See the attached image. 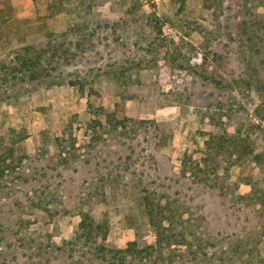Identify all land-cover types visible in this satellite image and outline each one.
I'll return each instance as SVG.
<instances>
[{"label":"rangeland","instance_id":"1","mask_svg":"<svg viewBox=\"0 0 264 264\" xmlns=\"http://www.w3.org/2000/svg\"><path fill=\"white\" fill-rule=\"evenodd\" d=\"M53 1L0 0V62L15 60L20 46L37 44L41 27L44 34H60L82 23L70 14L79 0H66L65 7ZM97 1L100 36L87 39L73 31L56 39L54 76L0 91V142L8 121L23 138L6 141L15 148L13 162L26 160L24 174L1 188L11 202L0 194V207L14 214L11 222L20 230L11 245L0 246V264H111L96 252L121 254L129 239L140 247L156 245L149 250L152 259L143 258L148 264L182 263L190 244L200 249V264H264L256 206L235 204L238 195L249 201L264 190V162L253 160L264 152V1L227 0L221 14L202 0L184 6L181 0ZM109 20L115 30L107 28ZM16 32L21 39L13 41L9 35ZM40 46L33 45L30 54L40 53ZM70 74L74 83L64 78ZM122 120L139 126L135 138L124 133ZM221 134L237 141L249 135L250 143L234 160L221 155L213 160L217 167H205L207 141ZM134 145L139 158L155 155L150 188L167 205L158 210L177 215L173 223L163 221L166 232L175 234H167L169 241L160 239V219L149 213L146 191L132 177L106 178L93 198L82 191H89L95 174L84 167L92 152L105 148L119 157ZM47 163L59 168H53L62 180L56 195L65 202L58 206L38 201L43 178L35 175ZM235 207L249 209L244 213L254 220L246 224L248 217ZM85 216L103 226L92 229L96 241L84 240ZM196 235L206 242L200 245ZM46 237L77 238L78 246L38 255L34 246ZM239 243L243 248L232 247Z\"/></svg>","mask_w":264,"mask_h":264},{"label":"trees","instance_id":"2","mask_svg":"<svg viewBox=\"0 0 264 264\" xmlns=\"http://www.w3.org/2000/svg\"><path fill=\"white\" fill-rule=\"evenodd\" d=\"M38 1V0H34ZM65 1L66 0H54L53 4L59 3V7H65ZM122 2H125V0H121ZM187 0H181L182 6L186 4ZM203 4L207 8H215L218 10V13L221 14L224 11L222 9L226 10L225 3L227 0H202ZM253 1V0H251ZM264 1V0H262ZM81 2L79 5L76 6L75 9L70 11L71 15H76L77 17L82 18V23L76 22L71 23L73 26H69L68 30H66L63 33H56L55 31H51L49 34L44 30L46 27H41L39 31L38 37H48V41L45 42L41 37L39 42L36 44V40H34L33 45L40 46V44L44 43L45 46H40V53L37 55H31L30 51L33 47L31 44H27L24 48V46L19 47V54L15 60L13 59H2L0 62V91H9L12 86L17 85L20 82L25 81H35L40 79H45L50 76H54L52 74V69L58 68L57 65H53V62L55 61L56 51H58L57 46L54 45V41L56 39H59L60 37L65 38L68 37L71 33L74 32H80L82 33V36L87 39L94 38L96 36H100L103 33V28L101 22L97 19V17H100L98 12V1L97 0H79ZM52 7V5H51ZM66 9V8H65ZM260 21V20H259ZM80 23V24H79ZM97 23V24H96ZM253 23V22H252ZM259 23V22H258ZM107 28L116 29L114 23H111L109 20L105 23ZM246 25V24H245ZM247 25H252L249 21ZM100 29V30H99ZM260 29H263L264 31V20L261 22ZM10 34V39L13 41L21 39L20 33L16 32L12 36ZM19 37V38H18ZM55 49V51L53 50ZM33 53V52H32ZM17 62V63H16ZM22 74V75H20ZM62 76V75H60ZM70 78L64 77L67 79L69 83H74V81L71 79L73 77V74L69 75ZM218 81V80H215ZM250 85V84H248ZM6 93V92H5ZM123 125V131L125 134H130L132 138H135L136 135L133 134V132H137L139 129L138 125L134 126H127L125 120L121 121ZM118 126L114 125V129H117ZM21 138L22 135L20 132L12 126L8 121L5 122V125L1 128V142H0V194L3 195V198L6 199V202L9 204L11 194H8L6 192L1 193L2 186H5L11 181H15V178H18L21 174H24V163L26 160L23 159V157H20V161L15 163L13 161H16L14 153L15 148L9 147L6 145V141L12 140L16 141L17 138ZM249 135H246L242 138H238V141L233 138L230 134H221V135H215L211 136V138L207 141V157L203 158L205 167L215 166L217 167V164L213 160H219L221 159V155L224 157L223 161L228 160H234L232 157L235 156L237 152L241 153V149H245L248 143H250ZM23 139V138H21ZM241 148V149H240ZM129 149V151H127ZM99 151H94L91 153V156L87 159V162L84 163V167L87 169H90L91 172H94L95 174L92 176V180L89 183V191L87 192V189L85 190L83 188L84 196L85 198H93L96 193H99L103 187V180L106 178H114L115 180L118 179V177H132L135 181V185L140 189L146 191L144 202L146 204L147 209L149 213L155 216V218L158 221L160 228H161V234L160 239H163L164 236H166L165 240L169 241L170 236L167 234H170L166 232V228L163 225V221L168 220L173 223L174 217L177 215L173 214L171 216H165L162 214L161 211L158 209L161 208V210H165L167 205H162L159 199L156 198L155 192L152 191V188H150L153 185L154 178L152 171L155 170L158 166L156 163V159L154 158V154L152 155V159L144 160L142 156L139 158L136 156V152L138 151V146L134 145L132 147H128L127 150H122L123 154L117 157V153L113 150H105V148L98 149ZM253 153V152H251ZM253 160L257 161L258 163L264 162V152H256L253 156ZM140 159V160H139ZM212 159V160H211ZM211 160V162H210ZM93 166V167H92ZM56 167V168H55ZM59 169L58 166L54 165V167H51V164L47 163L41 166V171L39 174L35 175L38 176L35 179L43 178L42 185L36 190L41 189V196L39 197L40 203L43 204H50L52 206H58L61 203H64L62 199L59 198L57 194V188L59 185H62V180L58 179L57 175L53 172L54 169ZM198 168V167H196ZM63 171V170H61ZM60 174H63L62 172H59ZM40 177V178H39ZM206 176L201 178V180L205 181ZM28 181V180H26ZM29 182V181H28ZM9 185V184H8ZM245 195L237 196V202L235 201L236 205L245 206L242 201L246 200L248 202V208H252L253 204L256 206V209H254L252 212L256 211L259 214V226L261 227V230L258 234V237H264V190L258 189L249 197V201ZM235 199V198H234ZM173 206V204H172ZM239 206V207H240ZM172 211L174 210L172 207L170 208ZM249 209L245 208H236V212L244 213L248 211ZM167 212V210H166ZM13 213H11L10 210H7L3 207H0V246L1 245H11L13 240V235L15 232H19L20 227H18L15 224H12V218ZM245 215V216H244ZM244 217H248L246 219V224L251 223L252 220H254L253 214H250V216L246 213H244ZM153 216V218H154ZM241 217V216H239ZM187 221H183V225L186 224ZM158 225V226H159ZM83 233H84V240L85 241H94L97 240V237L93 238V231L92 229L99 227L103 228L102 224L96 223L94 221L87 222V216H85V219L82 221ZM171 237H175V234H170ZM184 235V234H183ZM197 238L200 242V245H203L206 241L202 236H195V241H197ZM159 242H162L161 240H158ZM77 238L71 239V240H62L60 242L56 240H50V238L46 237L45 239H42L41 242L37 243L36 251L38 255H47L51 251H61L66 248H77ZM245 243H239V245L233 244L232 247H237V249L243 248V245ZM138 240L129 239L127 241V246L124 249L119 250V253H115L110 255L109 257L106 256L107 253L103 252L101 254L97 253V257L101 256L108 261L111 262V264H148V262L143 261V258L145 259H152V252L156 250V245L151 244L148 246H139ZM92 247V246H91ZM191 247V253L186 255L188 258L183 260L182 263L178 264H200V261L198 259V251L200 249H197V247L194 248L193 244H190ZM72 249V250H74ZM96 248H91V252H94ZM150 250V251H149ZM189 251V250H188ZM194 251V252H193ZM161 253V250L159 251ZM206 255V253H205ZM184 259V258H183ZM219 259L224 262L227 261L222 256L219 255ZM159 261L156 260L154 264H158ZM164 263H170L174 264V262H164ZM236 262H233L232 259H229L227 261V264H235Z\"/></svg>","mask_w":264,"mask_h":264}]
</instances>
